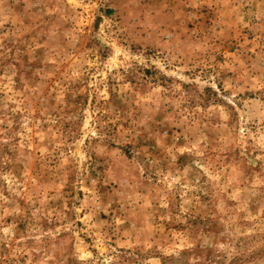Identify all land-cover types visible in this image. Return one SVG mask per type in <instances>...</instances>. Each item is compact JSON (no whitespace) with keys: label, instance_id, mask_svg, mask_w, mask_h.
<instances>
[{"label":"rangeland","instance_id":"rangeland-1","mask_svg":"<svg viewBox=\"0 0 264 264\" xmlns=\"http://www.w3.org/2000/svg\"><path fill=\"white\" fill-rule=\"evenodd\" d=\"M0 264H264V0H0Z\"/></svg>","mask_w":264,"mask_h":264}]
</instances>
